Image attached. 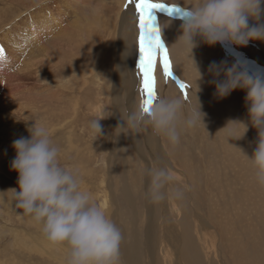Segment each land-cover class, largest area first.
<instances>
[{"label":"rangeland","instance_id":"374dc122","mask_svg":"<svg viewBox=\"0 0 264 264\" xmlns=\"http://www.w3.org/2000/svg\"><path fill=\"white\" fill-rule=\"evenodd\" d=\"M115 1L117 0H68L64 4V0H0V15H2L0 27L3 21L4 23L8 20L17 22L22 18H29L25 23H20L22 31L35 28L39 29L41 34L38 44L21 43L18 46L13 45L11 40L16 41L18 35L22 33L20 29L18 33L11 31L8 34L9 27L4 26V29L0 30V50H2L0 61L5 62L8 69L0 72V264H65L64 247L50 245L42 235L40 226L28 216L23 215L22 210L13 206L11 188H18V173L10 169V161L15 156V150L11 144L13 140L21 136H29L28 127L34 123V119L49 130L54 143L60 149V162L78 171L82 180V188L93 195L95 202L103 206L113 222L116 221L114 223L117 227L124 232L123 234H127V236L122 234L124 241L129 242L132 232L140 235L141 241L144 240L145 227L143 226L150 222L148 215L143 213L145 212L147 187L144 170L148 167H155L158 163L161 164L159 160L157 164L153 160V156L160 155L149 142L147 129L139 134L127 133V129L124 130L126 133L121 132L120 135L115 132L114 128H117V123L120 125L124 123L122 117L118 119L114 114L112 101L116 88L118 61L116 62L115 57L113 59L106 57L107 61L101 63V68L99 64H93V62H89L88 65L84 64L86 70L83 68L79 70L86 73L84 75L87 77L85 84H83L82 73L79 74L77 71H69L64 79L66 73H64V47H67L68 43H83L75 27L87 24L91 28L92 25L88 24L85 19L89 18L92 12L98 14L100 9L109 11ZM133 2L135 0L131 2L126 0L125 5L128 7ZM159 2L166 3V0H159ZM67 4L73 8L79 6L80 9L74 18L71 17L72 21L64 20V17L68 16V13L64 14V10L68 12ZM18 7L20 12L17 10ZM176 9L171 14L166 10L153 9V12L157 13L160 38L168 50L173 70V78H166L162 64L159 58L157 59L154 73L156 94L159 98L179 93L186 101L197 105L198 103L193 98L196 93L200 106L203 107L201 99L203 100L205 96L210 98L216 110H207L206 114V110L201 107L204 113L203 122L183 134L179 144L172 146L163 138L172 156V165L168 167L174 177V184L170 185V189L179 190L182 195L179 198L164 201L163 206V202L155 203L157 206L156 217L153 216L157 219L156 221L153 218L154 227L157 223L155 231L159 242H164V237L169 230L167 226H163L162 213L164 215L169 213L175 218V223L178 222L179 229L183 226L188 229L190 244H185L184 239L180 237L178 247L168 246L166 255L163 243H160L159 258L154 264H221L223 259L229 264H264V186L255 183L247 157L244 155V153L248 156L252 155L257 141V131L248 123V113H243L247 109L246 91L238 88L231 92L233 94L231 97L227 95L224 98H218L214 95L215 84L210 83L211 80H208L207 76L222 80L224 79L223 73L215 77L206 70V75L202 76L203 79L199 78V73L194 74V77L200 79V83L181 75V71L177 68L180 57L177 53L175 54L177 56L173 53L176 40L171 36L174 29H179V27L174 25L169 34L170 37H166L164 28H161L165 18L183 22L182 6L177 4ZM104 13L108 18L110 13ZM44 20H46V25L42 24ZM64 21H66L65 24ZM53 22L57 25L61 24V29L54 28ZM250 23L253 22L250 21ZM72 25H74L73 30H71ZM133 25L135 27L132 32L135 36L137 34L138 42L137 13L133 14ZM104 27L107 26L104 25ZM98 30L100 35V26L95 32ZM64 32L74 34L73 40H65ZM95 40L97 36H93L91 32L89 38H86L85 45L90 51L93 49L96 51L94 57L98 62L97 58L100 57L99 53L101 54L102 51H100V44L95 45ZM113 41L116 39L113 38ZM217 44L228 66L237 64L247 68L250 72L264 73V41L253 40L247 46L225 47L220 43ZM92 45L96 48L91 47ZM15 46L21 48V52ZM23 46L26 47V51ZM29 51L35 55L33 54L34 59L26 64ZM192 51L195 54V60L198 59L197 56L201 53L200 47L196 46ZM19 54L25 56L19 58ZM135 55V62L139 64V43L134 48L132 56ZM204 56L202 64H211L212 55L206 52ZM130 57L123 59L128 62L131 60ZM107 63L111 65V73L108 70L104 71ZM203 65L200 63L199 68ZM130 68L131 64L128 63L127 69ZM76 75L79 79L75 78ZM106 78L109 79L106 81ZM123 78L122 75L121 85L125 83ZM69 79H71L68 83L69 87L66 89L68 93L64 94V84ZM139 81H141V75ZM176 81H182L187 85L183 92ZM77 84L79 87L76 86ZM140 87L141 84L136 90L140 91ZM88 90H92L90 97L85 96ZM73 91L78 93L74 94ZM184 92L187 93L186 98ZM239 92L243 93L244 98L237 96ZM138 98L141 101V92ZM97 100H99L98 103L94 102ZM66 101L70 104L64 105ZM92 102L96 105L93 106ZM126 104L127 100L123 104L124 107L120 105V114L127 112L129 106ZM220 115L223 119L248 123L247 132H252L253 135L245 133L239 139L244 148L235 147L233 144L237 142L236 139L230 138L228 148L219 147L221 151H216L217 147L213 141L219 139L221 135L212 138L216 132L215 120L219 117L218 121H220ZM94 117L100 118L99 124L102 132L98 137L93 135L88 127L89 121ZM233 125L236 131H241L238 135L242 134L244 126L242 124ZM135 176H137L135 178L137 183H130L133 180L132 177ZM184 176L190 180L188 185L183 181ZM127 185L128 187H125ZM127 188L132 193L133 200L129 198L131 203L126 197L125 189ZM136 210L141 213L136 214ZM197 213L200 214V218L196 216ZM135 217L140 220L135 221ZM205 220H209L211 228L204 229L208 225ZM126 222L131 224L129 231L124 227ZM33 243L38 246H35L36 249ZM171 256L174 262L170 260ZM123 260V255L120 253L117 264H125ZM148 261L147 257L145 260L142 257L140 264H149Z\"/></svg>","mask_w":264,"mask_h":264},{"label":"clouds","instance_id":"9594fccd","mask_svg":"<svg viewBox=\"0 0 264 264\" xmlns=\"http://www.w3.org/2000/svg\"><path fill=\"white\" fill-rule=\"evenodd\" d=\"M166 3L180 4L183 8L181 34L174 43L179 56H191L197 45L196 37L208 45L220 43L225 47L264 41V0H166ZM170 23L171 20L164 21L161 28ZM5 70H8L6 63L0 61V72ZM209 72L215 77L221 73L224 76L222 80L210 81L215 84L216 97L224 98L237 88L246 91L248 123L257 130V141L252 155H244L255 183L264 186V73L250 72L237 64L228 66L226 62L211 64ZM203 116L199 102L193 105L179 93L159 97L148 111L137 98L122 114L123 125H117L116 129L136 134L149 129L175 146L183 134L203 122ZM99 119L92 118L88 125L97 137L102 132ZM229 122L242 124V134L237 135ZM229 122L221 129L225 138L228 141L242 138L248 123ZM28 132V137L21 136L11 144L15 156L10 169L18 173V188H11L14 208L40 226L50 245L64 247L65 264H117L123 239L121 230L106 209L82 188L78 171L60 162V149L47 127L34 119ZM144 174L147 202L155 204L182 195L179 190L170 189L174 177L167 165L148 167Z\"/></svg>","mask_w":264,"mask_h":264},{"label":"bare ground","instance_id":"6f19581e","mask_svg":"<svg viewBox=\"0 0 264 264\" xmlns=\"http://www.w3.org/2000/svg\"><path fill=\"white\" fill-rule=\"evenodd\" d=\"M13 1H15V0H13ZM26 1H28V0H26ZM125 1L126 0H117V1H115V3L112 5V7L110 8L109 11H107L106 9H100L99 8L100 12L98 14H95L94 12H92L91 16L89 18L85 19L88 24L92 25L91 28L88 27L87 24L83 25L82 27H80L78 25L75 27L76 28V32H77L78 36L82 38V42L83 43H81V44L68 43L67 47H64V73L66 72L64 74V79L67 76V73L69 71H72V72L73 71H77L79 74L82 73V76L84 77V75L86 73H84V72L79 70V68H83L84 70H86V68L83 66L84 64L88 65L89 62H93V64H95V63L99 64V66L101 68V63L103 61H107L105 59L106 57H109L110 59H113V57H115L116 62L118 61V63H117L118 74L116 75V81H115L116 82V86H115L116 88H115V92L113 93V96H112V101H113V107H114L113 111H114V114H116V117H118V119H120V117H122V114H120V111H121L120 105H122L124 107L123 104H125V100H127V104L126 105L130 107L131 104H133L134 100L138 98V94L140 92L139 89L136 90V88H138L139 85H140V81H139V78H140L139 64H138V62H135L136 55L132 56L136 44L139 43V40H138V42L136 40L137 34L135 36V33L132 32V29L135 27L133 25V14L136 13V11H135V2H133V4H131L130 6L127 7L125 5ZM162 1H164V0H162ZM8 2H10V1H8ZM66 2H68V0H64V4ZM5 4H6V2H5ZM67 5L68 6L66 7V9L68 10V12L66 10H64V14L66 15L68 13V16L64 17V20H67V21L71 20L72 21L71 17L73 16V18H74L80 9H79V6H77L76 8H73V7L69 6V4H67ZM17 10L20 12V8L17 9ZM104 12L110 13L108 15V18H107V15H105ZM4 14H5V12H4ZM9 14H10V12H9ZM152 14L155 16V20L153 21V24H154L155 27L159 28L158 19H157V13L155 11L153 12V10H152ZM0 18H2V15H0ZM3 19L6 22V19L5 18H3ZM107 19H108V22H107ZM27 20H29V18H22L21 20H19L17 22H13V20H10V21L8 20L7 23H4V21H3V24L0 27V30L4 29V26L9 27V30L7 29L8 30L7 34L9 32H11V31L13 33H14V31H16V33H18L17 31L19 29L21 30L22 33L18 35V37L16 38V41L15 40H11L13 45H18L19 46V44L21 45V43L22 44L28 43L27 45H34L36 43L38 44L39 43V38L41 36L40 32L38 31L39 29H35V28H31L29 30H24L23 29L25 32H23L22 29H21L20 23H25ZM52 20H53V18H52ZM166 20H170V19H168V18L166 19L165 18L163 20V23ZM56 21H58V19ZM65 22L66 21H64V24H65ZM172 23H174V24L170 23L168 26L163 27L164 28V32L166 34V37L167 36L170 37L169 34L171 33V30L174 27V25H176L177 27H179V29H174L173 34H171V36H173V38L175 40H177L178 36L181 34L180 25L183 22L180 23L179 21H172ZM42 24L46 25V20H44L42 22ZM53 24H54L53 25L54 28L55 27L56 28L59 27V29H61V24L57 25L55 22H53ZM103 24L106 25L107 27H104ZM99 26L101 27V31H100L101 34L100 35H99V30L97 32H95L98 29ZM73 29H74V25H72V29L71 30H73ZM91 32H92L93 36H97V40L94 41L95 45L96 44H100L101 45L100 51H102L101 52L102 55L99 53L100 57L97 58L98 62H96L95 57H94L96 51L94 49L90 51L88 49L87 45H85L86 44V38H89V35L91 34ZM73 36H74V34H68L67 32H64V39L65 40L72 41L73 40ZM113 38H115L116 41H113ZM195 39L197 41V45L196 46L200 47V49H201L200 55L197 56L199 58L195 60V58H194L195 54H193V51H192L191 56H189L187 54H184L183 56H178V57H180V63L179 64L177 63L178 64L177 68L181 71V73H182L181 75H183V77L185 76L187 79H190L192 81H196L198 79L197 77H194L195 76L194 74H198V73H199V75L201 74L200 75L201 79H203L202 76L204 77L206 75V70L208 71L209 74H212L211 72H209V66L211 64H213V63L219 65V64H221V62H224V59H225V57L222 56V53H220L221 49H220L218 44L217 45H208L207 43H204L201 40L200 37H196ZM129 42L134 43V45L130 47L127 44ZM95 45H92L91 47L96 48ZM80 46L82 48H80ZM83 46H85V48H83ZM15 47L19 50V52H21L20 51L21 48H19L17 46H15ZM23 48L25 49L26 47L23 46ZM26 50L27 49H25V51ZM25 51L23 50V53ZM173 51H174L173 53L175 55L177 53L175 47H174ZM32 52H34V51L32 50ZM206 52L210 53L212 55L213 61H212L211 64L203 65L202 64V59H203V56H204V54ZM31 53L29 51V55L26 56L27 59H28V61H26L27 62L26 64L30 63L34 59L33 58V54L35 55V53H32V55H31ZM177 55H175V56H177ZM18 56L20 58V56H25V55L24 54L23 55L19 54ZM130 56H132V57H130ZM129 57L131 58V60L128 61V62H126L123 59V58L128 59ZM19 58H18V60H19ZM186 58H188V59H186ZM128 63L131 64V68L130 69H127ZM200 63H201V65H203L201 68H199L200 67L199 66ZM22 65H25V64H22ZM263 66H264V64H263ZM261 69H262V67H261ZM106 70L110 71V73L112 71L111 65L109 63H107L105 68H104V71H106ZM122 75L124 76L123 80L125 81V83H123L121 85L122 82H120V81L122 80ZM76 77L78 78V75H76L75 78ZM108 77H109V75H108ZM207 77H208V80H211V81L213 79H215L213 76H207ZM85 78H87V77H84V83L83 84L86 83ZM107 79H109V78H106V81H107ZM70 80L71 79H69L67 81V83L64 84V94L68 93V91L66 89L69 87L68 83L70 82ZM77 81H78V83H80L79 80H77ZM108 82H110V81H108ZM197 82L200 83V79H198ZM76 86L79 87V84H77ZM237 89H235V90H237ZM191 90L195 91V89H193V88H191ZM123 91L125 93H123ZM73 92H74V94L78 93L76 91H73ZM91 92H92V90H88L86 92L85 96L90 97L91 94H92ZM192 93H193V91H192ZM194 94H195V96L193 98L195 99V102L198 103L199 102L198 98H197L198 94H196V93H194ZM232 95L233 94L230 93L228 95V97H231ZM237 96L240 97V98H244V95H243L242 92L237 93ZM98 101L99 100L94 101V102L98 103ZM94 102H92L93 106L96 105ZM201 102H202V105H203V107L202 106L201 107H202V109L206 110V114L208 113L207 110H209V111H211V110L213 111V109L216 110V108L212 106V102H211L209 97H205L204 96L203 100L201 99ZM69 104L67 103V101H66V103H64V105H69ZM243 113H247V109H245ZM215 119H217V117ZM220 119L221 120L218 121L219 120V117H218V119L215 120L216 121V132H214L215 136L212 138V139H214L215 137L221 135V137L219 139H215L213 141V143L217 147V150H216L217 152L221 151L219 147H221L223 149H226L230 145L229 141L225 138V136L223 134V130H221L223 127H225L227 125V123L230 120H228L226 118L223 119V117H221V115H220ZM229 123H230L231 127H234V125L231 124V122H229ZM117 124L120 125V123H117ZM221 124H222V126H220ZM114 129H115V132L118 133V135H120L121 132H119V131H121V130L120 129H116V128H114ZM239 132H241V131H236V134L238 135ZM246 133L248 135L250 133V136L253 135L252 132H246ZM146 134H147V137L149 139V142L157 150V152L160 155V156H153L154 162L157 164L160 161L161 164H164V165H167V166L170 167L172 165V163H171L172 162V158H171L172 156H170V154L168 152V146H166L164 144L163 138L153 135L152 132L149 129H147ZM252 138H253V136H252ZM236 141L237 142L233 144L235 147H237L239 149H242V147L244 148V146L242 145V143L240 142L239 139H236ZM157 165H159V163ZM136 175L138 176V174H136ZM211 175H213V174H211ZM137 176L132 177L133 180L130 183H135L136 184L137 180L135 178ZM183 181L187 185L190 183V182H188L190 180L188 179L187 176H184ZM138 182H139V179H138ZM139 186H140V184H139ZM125 187H128V185L125 186ZM136 189L138 190V188H136ZM125 193H126V197H127L128 201L130 202L129 198H132V195H131L132 193L129 190V188L125 189ZM132 200H133V198H132ZM164 203L165 202L162 203V206L164 205ZM156 207L157 206H155V204H151V203L147 202V200H146L145 212H143V213L148 215V217L150 219V222H148L146 226L145 225L143 226V224H142L143 228L145 227V233H144L145 237H144V240H142L143 243L141 241L142 237L140 235L135 234L134 232H132V234H131L132 237L129 238V242L127 240L124 241V238L122 239V242H121V245H120V253H122V255H123V259H124L123 261H124L125 264H140L141 260H142V257H143L144 260L147 257L149 259V261H148L149 264H154L155 260L157 258H159L158 249L160 248V246H159L160 243H163V247L165 249L166 255L168 253V251L166 250V249H168V246L169 247H173V248H177L178 247V242L180 243V237H181V239H184V243L185 244H190L189 243L190 242V239H189L190 236H189L188 229L185 228L184 226L179 229L178 222L176 221V223H177V225H176L175 218L169 213H167L166 215H164L162 213V215L164 216V224H163V226L164 225L167 226L169 231H167V233H166V235L164 237V242H159L160 240L158 239V234L155 231L157 223H156V225L154 227L155 220L157 221V219L154 218V217H156V214H155ZM135 213L136 214H140L141 212L139 210H136ZM146 215L144 217H146ZM196 216L199 217V218L201 217L200 214H198V213H197ZM138 220H140V218ZM138 220L135 217V221H138ZM203 220L201 222H203ZM205 221H206L205 223H207L208 225L206 227H204V229L205 228H208V229L211 228V224H210L209 220H205ZM114 222H116V221L114 220ZM129 222H130V220H129ZM130 225L131 224L126 222V226H124V227L129 231L130 228H131ZM121 233L123 234L124 232L121 231ZM26 234H28V233H26ZM123 235L127 236V234H123ZM124 236H122V237H124ZM217 240H219V239H217ZM35 246L38 247L37 245L34 244V247ZM36 247H35V249H36ZM187 247H188V245H187ZM183 248H184V246H183ZM37 250H40V249H37ZM261 253H262V251H261ZM144 255H145V257H144ZM163 257H165L164 254H163ZM170 260L174 262L173 256L170 257ZM223 260L221 261L223 264H229L227 260H226V262H225V259H223ZM180 264H182V263H180Z\"/></svg>","mask_w":264,"mask_h":264},{"label":"snow or ice","instance_id":"6c2138e0","mask_svg":"<svg viewBox=\"0 0 264 264\" xmlns=\"http://www.w3.org/2000/svg\"><path fill=\"white\" fill-rule=\"evenodd\" d=\"M153 9L166 10L169 14L177 10L176 5L159 2V0H135V11L137 13L139 27L140 92L142 95L141 103L145 111H148L152 103L158 99L154 75L158 58L162 64L164 76L166 78H173L168 50L161 41L159 28L153 24L155 20V16L152 14ZM176 83L182 92L187 87L182 81H176ZM184 95L186 98L187 93L184 92Z\"/></svg>","mask_w":264,"mask_h":264}]
</instances>
